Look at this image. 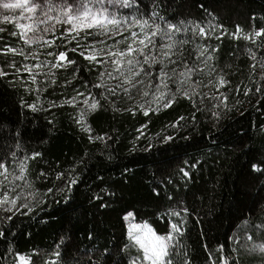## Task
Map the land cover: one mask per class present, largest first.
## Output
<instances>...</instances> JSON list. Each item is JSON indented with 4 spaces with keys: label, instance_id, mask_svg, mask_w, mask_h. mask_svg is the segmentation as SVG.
I'll list each match as a JSON object with an SVG mask.
<instances>
[{
    "label": "trees",
    "instance_id": "16d2710c",
    "mask_svg": "<svg viewBox=\"0 0 264 264\" xmlns=\"http://www.w3.org/2000/svg\"><path fill=\"white\" fill-rule=\"evenodd\" d=\"M201 4L215 14L217 19L213 21L222 24L223 31L227 30L219 39L205 41L218 48L210 63L228 81L219 84V90L228 99L214 109L220 113L218 118L207 111L212 104L204 97L205 111L196 112L192 101L178 96L170 107L149 112L147 116L138 108L135 114L114 111L111 106L99 109L87 117L93 129L88 133L75 122L76 109L66 104L60 106L62 97L73 95V89L85 80L95 82L98 75L95 66L80 56L78 50L71 51L74 45L63 46L60 41L59 47H54L57 53L66 51L69 58L76 60L79 71L72 75L77 67L74 65L57 70L56 83H50L44 91L43 105L32 91L25 89V82L15 68L8 66L15 61L21 67L24 59L0 53V69L8 73L0 76V145L5 144V137L7 143H13L18 133L21 154L29 156V178L35 188L41 192L53 188L55 193H49L45 203L34 207L32 212L22 209L24 215L0 210V215H12L11 221H0V228L6 233V239L0 238V253L5 257L0 264L18 263L19 256L6 252L9 246L27 257L28 264H53L58 259L57 251L63 252L66 264H88L90 259L101 258L105 247L115 253L114 245L129 242L130 223L124 219L127 212L133 213L129 218L135 222L148 223L158 235H166L173 217L166 214L170 206L177 211L180 207L189 210L182 242L190 264H221L222 253L217 246L224 245L227 255L233 246L239 248L230 237L246 235L245 220L255 224L264 221V175L252 172L249 167L250 162L264 159L260 155L264 153V99L259 105L256 103L260 94L255 93L254 81L259 79V68L254 72L250 67L254 63L251 54L255 53L259 60L264 56V48L258 49L245 37L237 39L231 35L237 24L243 29L242 35L249 32L253 24L251 14L256 13L257 17L264 14V0H165L163 14L177 20L206 22L208 16ZM2 28L5 31L0 33L4 38L0 39V48L6 43L13 47L22 43L19 36L10 35L15 31L13 25ZM261 39L257 37V44ZM65 80L70 84H63ZM246 86L252 88L248 96L243 94ZM195 99L198 102L201 96ZM49 102L55 106L49 107ZM29 103L35 104L37 110L28 108ZM103 133L112 139L106 138L104 142L88 139L90 134ZM169 134L173 139L162 142L161 138ZM33 152L40 155L32 158ZM193 163L196 167H189ZM72 167L79 173L78 183L71 192L55 191L64 184V178L57 179L56 174L66 173ZM182 167L190 171V177L183 176L179 171ZM125 168L131 171L122 174ZM154 186L161 192L158 198L152 194ZM109 188L115 196H106L103 201L91 199L101 189ZM169 194L174 201H183V205L169 201ZM66 195L71 198L68 202L63 199ZM102 202L108 206L100 207ZM69 205L75 211L69 212ZM89 231L94 237L91 240L87 238ZM247 234L256 235L254 230ZM231 255L240 264H260L258 255L243 251ZM119 259V255H114L113 264Z\"/></svg>",
    "mask_w": 264,
    "mask_h": 264
},
{
    "label": "snow or ice",
    "instance_id": "6c2138e0",
    "mask_svg": "<svg viewBox=\"0 0 264 264\" xmlns=\"http://www.w3.org/2000/svg\"><path fill=\"white\" fill-rule=\"evenodd\" d=\"M200 7L207 13L206 22L196 19L177 20L175 16L164 15L165 0H147V2L146 0H0V8L9 13H17L13 15L0 13V16L5 22L15 23L16 29L20 31H12L10 35L19 36V39L28 46L35 44L40 47L45 45L51 47L55 43L58 25L69 26L60 33L61 44L70 43L81 34H83V39H87L89 36L93 37L85 46H81L78 42L75 47L71 48V51L76 52L80 49V56L94 66H101L95 82L85 80L73 89V95L62 97L60 105L66 104L76 109L75 122L80 125L82 130L92 133L93 129L87 122V117L90 113L107 106H111L114 111H133V114L138 107L147 116L149 112L159 111L161 107H170L178 96H182L192 101L196 112L205 111L203 97H207L209 94L200 93L197 89L213 83L209 79L207 84H204L203 80L216 73V67L210 61L214 59L213 54L218 48L202 44L199 40L213 36L217 28L223 29L224 26L213 23L217 17L204 4H201ZM250 19L253 24L249 32L244 33V37L252 40L258 49L264 48V14L257 17L256 13H252ZM20 20L26 22L21 23ZM4 31L5 29L0 27V33ZM226 31V29L221 31L216 39L225 35ZM242 32L241 25L237 24L231 35L239 39L238 34ZM49 33L53 34L51 40L46 38ZM70 33H75V35L69 37ZM116 37L120 38L116 39ZM254 37H261V42L257 44ZM0 39L4 38L0 37ZM0 53L18 54L25 60L32 56L37 60L38 62L35 64H23L21 67H17L15 61L8 65L15 68L16 73L28 72V78L34 85L37 84L36 77L40 74H43L45 79L50 77L51 83L55 84L56 74L51 71L52 68L67 67V65L77 66L73 69V76L79 71L78 62L69 58L67 52L63 50L55 55L56 63L48 60L40 61L35 49L26 54L24 48L13 47L7 43L0 48ZM46 55L53 56L54 53L48 52ZM251 55L254 63L250 67L254 72L259 68L257 73L259 79L254 81L255 93L260 94L256 99V103L259 105L261 99H264V84L261 83L264 81V56L257 60L255 53ZM60 61H64V63H60ZM45 68L48 69L47 72L43 71ZM33 69L40 71L34 73ZM88 70L92 71L93 69ZM216 74L220 85L228 83L222 75ZM6 75L8 73L0 69V76ZM249 78L253 79L251 74ZM63 84H70V81L65 80ZM24 87L27 91H33L27 84ZM81 88L83 90H80ZM93 89L99 91L94 92ZM237 89H239V85ZM43 90L42 87L35 89L37 93ZM251 91L252 88L246 86L243 94L248 96ZM219 95L223 97L221 103L227 101L226 95L223 93H219ZM197 96H201L198 102L195 99ZM39 99L38 94L37 100ZM101 101L104 103L102 104ZM21 103L23 104L24 101L21 100ZM121 103L129 106L127 108L117 107ZM153 104L156 105L155 109L152 107ZM78 105L81 106L77 107ZM26 106L33 111L37 110L35 104L29 103ZM52 106H55V103L49 102V107ZM217 107L218 105L212 104V108L207 111H210L213 117L218 118L220 113L214 110ZM195 118L194 112L192 119L195 120ZM178 119L184 120L185 118L179 117ZM215 126L213 123V127ZM172 127L175 128L176 124L173 123ZM106 138L107 140L112 139L108 133L88 136L90 142L93 140L104 142ZM185 138L187 139V137ZM7 139L5 137V144L0 145V210L5 213L11 212L13 215L16 213L24 215L26 213L21 212V209L32 212L34 207L45 203L49 193L53 195L55 193L53 188H48L46 192L35 188L34 182L29 178V156L26 153L21 154L22 145L19 134L17 133L13 137L11 144L7 143ZM161 139L162 142L171 141L173 136L169 134ZM39 155L40 153L36 152L31 154L32 158ZM260 155L264 156V153ZM196 163L189 167L195 168ZM185 164L187 165L188 162L185 161ZM249 167L252 172L264 175V159L250 162ZM130 171L131 169L125 168L122 174H127ZM179 171L183 173L184 177H190V171L186 168L182 167ZM41 175L45 174L41 172ZM56 177L57 179L63 177L64 184L55 191L71 192L73 186L78 183L79 173L76 172L75 167H72L66 173L58 172ZM98 179L102 180V178ZM18 181H22V183H17ZM101 193H97L91 199L103 201L106 196H115V192L110 188L101 189ZM152 194L157 198L160 196L161 192L158 186L152 188ZM63 199L68 202L71 198L66 195ZM167 199L173 201L177 206L183 205V201H174V197L170 194L167 195ZM107 206L108 203L100 204L102 208ZM67 210L75 211L70 205ZM188 213L187 207H180V210L177 211L175 207L170 206L166 214L179 219L177 222L170 223V231L166 235H158L147 223L131 224L127 235L128 243L123 246L114 245L115 253L112 249L105 247L101 252V258L95 261L90 259L88 264H113L114 255L120 256L116 264H190V257L184 250L182 242L185 235L183 225L186 224V214ZM132 216V212H127L124 219L127 220ZM11 220L12 215H0V221ZM244 230L246 235L243 238L238 235L230 237L231 240H235L239 244V248L233 246L225 255V246H217L222 253L221 264H240L239 260L231 253H240L241 251L250 255H258L260 264H264V221L255 224L245 220ZM253 230L256 235L247 234ZM0 238L6 239V233L2 228H0ZM87 238L89 240L94 238L91 231L87 233ZM133 249L136 250L135 253H133ZM205 250L208 251L207 245H205ZM6 252L19 256L21 264H28V258L16 253L11 246L6 249ZM55 255L58 259L53 264H66L62 259V251H57ZM208 255L211 260L212 253L209 252ZM4 258V254L0 253V259Z\"/></svg>",
    "mask_w": 264,
    "mask_h": 264
},
{
    "label": "rangeland",
    "instance_id": "374dc122",
    "mask_svg": "<svg viewBox=\"0 0 264 264\" xmlns=\"http://www.w3.org/2000/svg\"><path fill=\"white\" fill-rule=\"evenodd\" d=\"M0 13L9 14V15L17 14V13H14V12L13 13H9L6 10H4L3 8H0ZM19 22L25 23L26 21L20 20ZM213 23H215V22L213 21ZM6 25H13V27L15 28V31H17V32L20 31L19 29H16L14 22H11V21L5 22V21H3L2 16H0V27H4ZM65 27H69V26L68 25H58L57 26L55 43H53L51 47H49L47 45H45L43 47H40L39 45H35V44L32 45V46H28V45H25L22 40H21L22 41L21 44H18V45L14 46V47L24 48L26 54L32 52L33 49H35V53L39 56V60L40 61L48 60V61H51L53 63H56L57 61L55 60L54 57H55V55H58V53L56 51V48H54V47L58 46V43H60V41H61L60 33L63 32V29ZM221 31H223L221 28H217L215 30V33L213 34V36L202 38V39L199 40V42L202 43V44H207V42L205 43V41H209L210 39H216V37L220 35ZM28 35H31V33H28ZM68 35H69V37H71V36H74L75 33H70ZM125 35H127V33H125ZM238 35H239V37H244V35H242L241 33L238 34ZM82 37H83V34H81V36H77L75 40H71L70 43H65V44H62V45L63 46L72 45V47L74 45V47H75L77 45V43L79 42L81 44V46H85V45H87L88 41L93 39V37H91V36L87 37V39H83ZM220 37H222V36H220ZM46 38L51 40L53 38V34L49 33ZM119 38L120 37H116V39H119ZM254 39L256 40L257 37H254ZM41 43H43V41H41ZM108 43H111V41H108ZM78 51H80V49H78ZM48 52H53L54 55L53 56H47L46 53H48ZM16 56L22 57L24 59V57L21 56V55L16 54ZM37 62L38 61L33 59L32 56H29V58L27 60L24 59L23 64L32 65V64H35ZM60 63H64V61H60ZM49 67H51V65H49ZM100 67H101L100 65H95V68L97 70H99ZM62 68H64V67L52 68L51 71L57 75L56 71L59 70V69H62ZM39 71H40L39 69H33L34 73L39 72ZM43 71L47 72L48 69L45 68ZM17 74H18V77L21 78L25 82V84L28 85V87H32V89H34L32 91V93H34L36 96L39 94V97H40L39 101L41 102L40 105H43L44 100H42V98H44V91H45V89H47V87L51 83V78L49 77L48 79H45L43 74L37 75V77H36L37 84L34 85L32 83V81L28 78L29 77V73L28 72H23L22 71V72L17 73ZM209 79H211L213 81V83L209 84L207 87L201 86L200 88L197 89V91L200 92V93H208L209 95L207 97H204V99L209 101L210 104H216V105L220 106L221 105V100H223V97L219 95V93H222L219 90V81L217 80V78L213 74L212 76L205 77L204 80H203V83L207 84ZM41 82H43V83H41ZM37 87H42L44 90L42 92L37 93L35 91V89ZM80 106L81 105H78L77 107H80ZM152 107L155 109L156 105L153 104ZM160 109H163V107H161ZM17 183H22V181H18ZM128 219H129V223H130L129 224V228H130L131 224H141L142 225V224L145 223V222H135L133 219H130V218H128ZM178 219H179L178 217L173 216L171 218V221L172 222H177ZM129 228H128V232H129ZM28 263H29V259H28ZM17 264H21V261H20L19 257H18V263Z\"/></svg>",
    "mask_w": 264,
    "mask_h": 264
}]
</instances>
